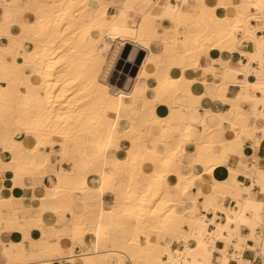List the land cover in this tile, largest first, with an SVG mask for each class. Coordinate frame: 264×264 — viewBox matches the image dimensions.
Segmentation results:
<instances>
[{"label": "snow or ice", "instance_id": "1", "mask_svg": "<svg viewBox=\"0 0 264 264\" xmlns=\"http://www.w3.org/2000/svg\"><path fill=\"white\" fill-rule=\"evenodd\" d=\"M0 193L25 248L39 229L110 264H264V0L0 4Z\"/></svg>", "mask_w": 264, "mask_h": 264}, {"label": "bare ground", "instance_id": "2", "mask_svg": "<svg viewBox=\"0 0 264 264\" xmlns=\"http://www.w3.org/2000/svg\"><path fill=\"white\" fill-rule=\"evenodd\" d=\"M6 2L7 3H15V2H18V0H0V4L6 3ZM33 2H35V0H33ZM51 2L59 3L60 0H51ZM64 2L68 3V4H71L73 2H83V0H64ZM53 39H57V38L53 37ZM49 51H50V47H49ZM55 76L57 78H60V73L56 72ZM48 83L52 84V89L49 90L48 89V84L45 83L44 95L48 99L52 100V102L54 104L64 105L67 108V111L64 114L66 116H71L74 119L75 116L77 115V109L79 107V105H78L79 97L76 96V93H75L73 87H67V88L62 89L61 91H58L57 90V85L55 84L54 81H49ZM55 97H61V99L59 101H57L55 99ZM60 111H62V109L58 107L57 108V112H60ZM7 200L8 199H0V209L2 207H7L8 209H11L12 213L9 212L10 214L7 213L6 214L7 216L6 215L4 216V215L1 214V210H0V223H3L5 220L12 219V218H15L17 216L16 210L14 208L18 204H16L15 202L5 203V201H7ZM17 211H19V210H17ZM21 220H24V219H21ZM49 237H48V239H49ZM54 237H55V235H54ZM90 242L92 244L91 237H90ZM13 244L20 246L14 253L11 254V258L13 260H24V261H27L28 264H54L52 259H47L45 261H38V260L35 261V260H33L34 257L28 252V250L25 247H23L22 242L21 243L10 242L8 246L11 248V245H13ZM77 244H79V243H77ZM61 248H62V244L60 243V241H55L54 243H50L48 248H47V250L45 249L46 251L43 252V253H45L46 256L51 258L53 256L60 255ZM3 252H4V248H3ZM92 252H95L94 254L96 256L94 257L93 260H89L88 259V254L92 253ZM25 253H26V255H25ZM71 253H72V251H71ZM107 254L108 253L106 251L97 252L94 248H90V251H87V252H85L83 254H80L81 260H80L79 264H89V261L94 262V264H110L112 258L109 257ZM71 256H73V255L71 254ZM71 261H73L72 258H70L69 263Z\"/></svg>", "mask_w": 264, "mask_h": 264}, {"label": "crops", "instance_id": "3", "mask_svg": "<svg viewBox=\"0 0 264 264\" xmlns=\"http://www.w3.org/2000/svg\"><path fill=\"white\" fill-rule=\"evenodd\" d=\"M22 194L23 193L21 192V195ZM0 199H9V197L5 196L3 193H0ZM19 199H20V197H17L16 198L17 202H15L16 204H18L16 206L17 208L16 207L14 208L16 210V214H19L21 219H24L26 215H29V221L28 222H30V214L27 212V209L25 206L18 203ZM29 204H31L30 201H29ZM0 210H1V214L4 216L7 213L10 214L9 212L12 213L11 209H8L7 207H2ZM17 210H19V211H17ZM38 232H39V229H32L31 230V232H30L31 239L28 241V244L26 247L28 252L34 257L33 260H35V261L36 260L45 261L47 259H52L54 264H63V263L64 264H67V263L72 264L73 261H75V264H77V263L79 264L80 260H81L80 254H83L87 251H90L91 247H81L80 244H77L75 249H72L71 240H69L67 237H61V238L57 239L56 237H54V234L50 235L49 239H47L46 241H41L40 235H32V233H38ZM16 237H19V239H17ZM22 241H23V235H22V233H18V232L9 233L7 240H0V260H5V256H4V252H3V248H4L5 243H7V245H9L10 242L21 243ZM33 241H36V243L34 244ZM55 241H60V243L62 244L61 253L58 256H53L50 258V257L46 256L45 253H43V252H45L47 250L50 243H54ZM87 243L89 246L91 245L90 237L88 238ZM69 249H72V253H71V251H69ZM104 251H105V247L103 246V243H102L99 252H104ZM94 253L95 252L88 254L89 260L94 259V257L96 256ZM71 254L73 256H71ZM70 258H72L73 261H71L69 263Z\"/></svg>", "mask_w": 264, "mask_h": 264}, {"label": "rangeland", "instance_id": "4", "mask_svg": "<svg viewBox=\"0 0 264 264\" xmlns=\"http://www.w3.org/2000/svg\"><path fill=\"white\" fill-rule=\"evenodd\" d=\"M129 71H131V69Z\"/></svg>", "mask_w": 264, "mask_h": 264}]
</instances>
